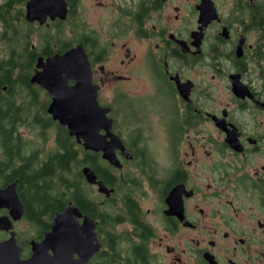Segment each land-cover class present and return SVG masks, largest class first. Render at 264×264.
Listing matches in <instances>:
<instances>
[{
	"label": "flooded vegetation",
	"instance_id": "flooded-vegetation-1",
	"mask_svg": "<svg viewBox=\"0 0 264 264\" xmlns=\"http://www.w3.org/2000/svg\"><path fill=\"white\" fill-rule=\"evenodd\" d=\"M7 1L19 8L8 17L18 18L22 36L12 49L8 32L11 45L0 49V242L14 238L18 258H29L31 241L70 203L80 223L94 222L100 247L86 264H264V0H65V19L43 21L27 19L29 0L0 6ZM78 46L121 143L119 165L70 136L48 112L49 91L31 81L42 73L39 58ZM15 121L54 132L55 149L41 162L39 151L27 154ZM61 133L69 136L70 169L51 180L64 172L69 188L57 193L53 185L49 194L63 197L52 198L58 208L31 219L37 204L16 169L47 163ZM86 153L99 156V171ZM84 166L106 192L85 181ZM78 182L92 210L76 202ZM8 186L19 217L3 199Z\"/></svg>",
	"mask_w": 264,
	"mask_h": 264
},
{
	"label": "water",
	"instance_id": "water-1",
	"mask_svg": "<svg viewBox=\"0 0 264 264\" xmlns=\"http://www.w3.org/2000/svg\"><path fill=\"white\" fill-rule=\"evenodd\" d=\"M26 7L29 21H43L47 14L61 19L67 15L65 0H29ZM41 60L39 58L42 73H37L31 81H37L49 91L52 100L48 112L52 118L61 126H66L69 135L82 142L84 149L102 152V157L110 164L119 165L115 149L122 146L118 137L111 132L108 109L100 106L96 100L89 61L82 47L55 54L45 62ZM73 76L77 80V87H68L67 80ZM102 130L105 134L101 133ZM81 173L87 183L98 186L99 192L107 191L91 167H82ZM7 188L2 192L5 194L3 199L13 205V213L16 212L15 217H19L21 205L14 186ZM80 216L79 209L70 203L63 211L56 213L49 223V229L43 232L42 239L31 241V255L26 259L18 258L19 249L14 238L0 242V257H5L0 258V264H86L100 245L93 231V220L84 216L80 223L77 220Z\"/></svg>",
	"mask_w": 264,
	"mask_h": 264
},
{
	"label": "trees",
	"instance_id": "trees-1",
	"mask_svg": "<svg viewBox=\"0 0 264 264\" xmlns=\"http://www.w3.org/2000/svg\"><path fill=\"white\" fill-rule=\"evenodd\" d=\"M11 9H14L15 14H17V11L19 8L15 7V4L12 5L10 2L3 3L0 6V21L3 30L0 33V42L5 43L6 46L12 44V49L16 46V40H20L19 47H21V36H22V29L21 24L18 20V18H9L8 13ZM8 32H12V43L9 44L8 39ZM18 57L21 58L20 55ZM13 63L21 64L22 60L16 59V53L13 52L12 54ZM63 134V133H61ZM66 135V141L60 140L61 148L58 152H56L54 155L49 157V161L37 169H32L29 167V165L22 164L17 167L16 169V176L20 177V184L22 185V191L25 190L29 193V202L30 203H36L37 204V210L30 213L31 219L36 217V220L39 219L43 214H49L52 212L53 209L58 208L55 206V204H52L51 202L53 199H57L60 201L63 197H52L49 193L51 192V189L53 188V185H56L55 190H58V192L64 190H67L69 188L70 183V175H66L64 172L59 171L60 177L57 178V181L51 180L54 175H56V170H65L69 171V163L72 159V151L69 147V136ZM85 159H88L90 161L89 163L91 166L95 167L96 171L98 170V155L96 153H92V155L86 153ZM80 162V161H79ZM99 171V170H98ZM78 173V178H82L80 171ZM79 184V191L76 195V202L80 205L81 208H85L88 205V209L92 210L94 208L93 203H87L84 205V201L82 197L86 200L85 196L82 195V189ZM24 185V186H23ZM60 186L62 188L60 189ZM55 193V192H54ZM54 195V194H53ZM53 198V199H52ZM89 210V211H90ZM46 227H48V224L45 223Z\"/></svg>",
	"mask_w": 264,
	"mask_h": 264
},
{
	"label": "rangeland",
	"instance_id": "rangeland-1",
	"mask_svg": "<svg viewBox=\"0 0 264 264\" xmlns=\"http://www.w3.org/2000/svg\"><path fill=\"white\" fill-rule=\"evenodd\" d=\"M3 0H1L2 2ZM16 8H18L15 5ZM1 25V22H0ZM2 28L0 26V32H1ZM69 38V33L64 34V39H68ZM33 43H36V38L32 39ZM3 43L0 42V49H4L3 47ZM21 100V97L18 98L17 102ZM18 121V120H17ZM17 121H15L14 126H18V132L21 134L22 140H24V145H25V152L27 154H32L33 152H37L39 151V162L42 161V159L45 157V155L50 152L53 151L56 147V143H55V134L54 132H52L51 130L50 133L48 134H40V129L36 128L34 125H28L26 122L25 124H18ZM58 138L62 141H66V135L63 134H59L57 135ZM91 195V194H89ZM37 228L41 229V226H37ZM29 234L30 237L36 236V232L34 230V226L31 225L30 229H29Z\"/></svg>",
	"mask_w": 264,
	"mask_h": 264
}]
</instances>
